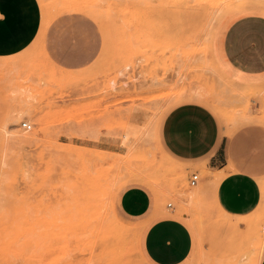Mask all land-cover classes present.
<instances>
[{
	"label": "rangeland",
	"instance_id": "rangeland-1",
	"mask_svg": "<svg viewBox=\"0 0 264 264\" xmlns=\"http://www.w3.org/2000/svg\"><path fill=\"white\" fill-rule=\"evenodd\" d=\"M197 1L39 0L38 41L57 16L80 12L97 21L103 45L79 71L53 67L37 46L0 69L7 107L0 124V264H143L142 231L121 213L118 198L131 184L148 186L132 174L151 176L159 184L143 179L160 190L172 177L180 183L156 137L162 115L194 100L218 113L227 135L264 124V84H236L210 53L220 17L264 14V0ZM206 168H193L175 195L160 198L189 219L194 249L187 264H260L264 179L260 205L235 215L199 193ZM194 171L202 175L195 188L188 181Z\"/></svg>",
	"mask_w": 264,
	"mask_h": 264
},
{
	"label": "crops",
	"instance_id": "crops-1",
	"mask_svg": "<svg viewBox=\"0 0 264 264\" xmlns=\"http://www.w3.org/2000/svg\"><path fill=\"white\" fill-rule=\"evenodd\" d=\"M89 17L80 12L62 13L38 41L44 19L39 0H0V69L8 70L7 61L30 46L39 47L48 62L61 71L88 67L103 45L101 28ZM210 53L236 84H264V14H224L215 24ZM4 89L0 83V124L7 110ZM156 137L165 157L179 168L175 174L180 183L176 185L172 177L169 187L160 190L143 179L159 184L151 176L132 174L149 187L139 183L121 187L125 189L119 195L118 207L123 215L136 220L134 228L142 231L143 264H187L194 249L189 219L177 212L173 202L163 206L160 198L175 195V187L180 189L185 176L205 164V170L211 171L205 190L199 189L205 199L210 193L235 215L254 211L262 199L264 124H244L227 135L214 109L185 100L162 115ZM260 264H264V257Z\"/></svg>",
	"mask_w": 264,
	"mask_h": 264
},
{
	"label": "built area",
	"instance_id": "built-area-1",
	"mask_svg": "<svg viewBox=\"0 0 264 264\" xmlns=\"http://www.w3.org/2000/svg\"><path fill=\"white\" fill-rule=\"evenodd\" d=\"M23 126L26 129H28V130H30L32 128L31 124L28 123V122H24L23 123ZM188 181H189V185L191 187L198 186L200 184V182L202 181V175H201V173L199 171L192 172L191 175L189 176ZM169 204H172V203H169Z\"/></svg>",
	"mask_w": 264,
	"mask_h": 264
},
{
	"label": "bare ground",
	"instance_id": "bare-ground-1",
	"mask_svg": "<svg viewBox=\"0 0 264 264\" xmlns=\"http://www.w3.org/2000/svg\"><path fill=\"white\" fill-rule=\"evenodd\" d=\"M196 1H197V0H196ZM198 1H199V0H198ZM198 1H197V2H198ZM201 1H202V0H201ZM205 1H208V3H209V2H215L216 0H203V2H205ZM199 3L201 4L200 1H199ZM205 3H206V2H205ZM212 4H213V3H212ZM23 123H24V122H23ZM31 126H32V125H31ZM31 129H32V128H31ZM196 187H197V186H196ZM193 188H195V187H193Z\"/></svg>",
	"mask_w": 264,
	"mask_h": 264
}]
</instances>
